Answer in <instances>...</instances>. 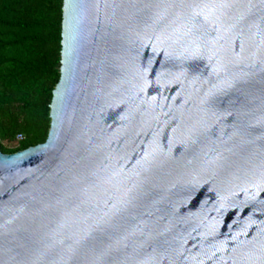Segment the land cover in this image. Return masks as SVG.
Masks as SVG:
<instances>
[{
  "label": "water",
  "instance_id": "obj_1",
  "mask_svg": "<svg viewBox=\"0 0 264 264\" xmlns=\"http://www.w3.org/2000/svg\"><path fill=\"white\" fill-rule=\"evenodd\" d=\"M46 141L0 149V264H264V0H63Z\"/></svg>",
  "mask_w": 264,
  "mask_h": 264
},
{
  "label": "trees",
  "instance_id": "obj_2",
  "mask_svg": "<svg viewBox=\"0 0 264 264\" xmlns=\"http://www.w3.org/2000/svg\"><path fill=\"white\" fill-rule=\"evenodd\" d=\"M63 19V0H0V149L6 153L48 137Z\"/></svg>",
  "mask_w": 264,
  "mask_h": 264
},
{
  "label": "built area",
  "instance_id": "obj_3",
  "mask_svg": "<svg viewBox=\"0 0 264 264\" xmlns=\"http://www.w3.org/2000/svg\"><path fill=\"white\" fill-rule=\"evenodd\" d=\"M25 139V135L23 134V133H19L18 135H17V141L18 142H20V141H22V140H24Z\"/></svg>",
  "mask_w": 264,
  "mask_h": 264
}]
</instances>
